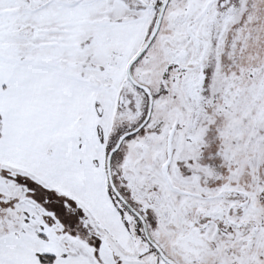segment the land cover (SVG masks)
<instances>
[{
    "label": "snow or ice",
    "instance_id": "snow-or-ice-1",
    "mask_svg": "<svg viewBox=\"0 0 264 264\" xmlns=\"http://www.w3.org/2000/svg\"><path fill=\"white\" fill-rule=\"evenodd\" d=\"M0 264H264V0H0Z\"/></svg>",
    "mask_w": 264,
    "mask_h": 264
}]
</instances>
